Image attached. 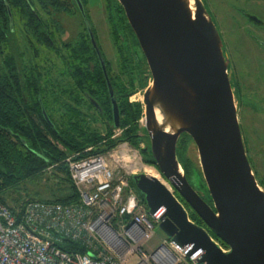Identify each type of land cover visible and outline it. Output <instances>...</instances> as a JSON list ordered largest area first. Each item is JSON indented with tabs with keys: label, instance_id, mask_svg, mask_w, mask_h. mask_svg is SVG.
Here are the masks:
<instances>
[{
	"label": "water",
	"instance_id": "water-1",
	"mask_svg": "<svg viewBox=\"0 0 264 264\" xmlns=\"http://www.w3.org/2000/svg\"><path fill=\"white\" fill-rule=\"evenodd\" d=\"M75 1L106 76L114 127L118 129L120 110L103 56L84 4ZM118 1L151 73L152 82L144 92L150 152L174 188L170 190L147 173L132 177L144 195L150 218L165 237L188 247L187 257L196 258L195 264H264V189L245 147L230 58L207 4L194 0L193 8L190 0ZM43 115L55 130L45 110ZM183 134L197 147L207 185L205 194L208 191L212 205L192 186L179 162L177 147ZM148 150L145 147L141 152ZM175 193L230 248L229 252H222L210 233L190 219Z\"/></svg>",
	"mask_w": 264,
	"mask_h": 264
},
{
	"label": "built area",
	"instance_id": "built-area-1",
	"mask_svg": "<svg viewBox=\"0 0 264 264\" xmlns=\"http://www.w3.org/2000/svg\"><path fill=\"white\" fill-rule=\"evenodd\" d=\"M140 151L122 142L102 154L69 155L65 163L77 203L29 200L14 212L0 200V264H195L188 247L167 237L151 252L146 249L157 222L131 181L148 168L163 179ZM64 241L82 243L88 252H66L59 246ZM214 241L222 252L230 251Z\"/></svg>",
	"mask_w": 264,
	"mask_h": 264
},
{
	"label": "trees",
	"instance_id": "trees-1",
	"mask_svg": "<svg viewBox=\"0 0 264 264\" xmlns=\"http://www.w3.org/2000/svg\"><path fill=\"white\" fill-rule=\"evenodd\" d=\"M82 2L86 12H88L89 0H82ZM204 2L206 3V0ZM105 3L108 21L113 29V36L116 39V44L121 48L124 44L121 38L125 34V29L130 28L127 17L118 0H106ZM32 6H39L41 11L48 7L51 13H63L68 16L79 13L75 0H0V48H8V43L13 34L14 26L10 23L9 12L15 17H17L16 14H25L22 19L27 22V31H30V20L26 14L32 12ZM85 36H81L80 53L82 60L87 59L88 51L91 53L92 50ZM120 52L124 56L123 61L128 62L131 60L130 55H126L122 48ZM1 59H5V57L0 54ZM99 78H101L100 70ZM11 79L12 77L8 72L0 76V200L3 204L9 206L12 211L15 212L16 209H21L25 202L29 200L62 204L79 202V193L70 179L68 167L65 163V159L69 155L78 152L81 157L90 154H102L122 142H128L133 147L141 149L140 145L143 142V134H146V128L141 126L139 120L143 116L144 106L140 102L131 103L129 101L130 96L138 90L136 84L131 83V89L124 99L118 100L123 133L120 137L113 138L114 127L103 130L97 126L100 118L107 119L106 116L112 118L111 103L109 101L103 102L106 96L97 97L102 106L103 114L97 112V117L93 116L90 122H87L84 116H76L75 127L63 130L64 121L63 116L60 114L62 100L56 93H52L51 100L47 101L43 85L30 79L28 83L30 92L25 96V102V99L14 97ZM146 86L147 83L142 88L144 89ZM117 92L120 93L118 89ZM39 95L43 101L42 105L39 102ZM42 110L46 111L55 130L46 121ZM191 144H195L193 139L188 134H183L177 147L179 162L189 181L192 175L189 171L191 162L186 157V153ZM89 148H92V150L86 152ZM143 159L145 163L158 168L154 162H149L144 157ZM49 169H55L64 176L61 182L65 185L62 188L51 191L48 196H40L39 198L37 197L40 194L39 192L34 193L35 197L26 199L22 196L16 197L10 194L9 191L13 188L20 189L24 183L38 178ZM195 175H198V173H195ZM258 183L264 189V178L259 180ZM131 185L135 186L133 180ZM201 188H205L202 182ZM135 190L141 201L146 205L144 195L137 188ZM175 194L188 209L190 219L197 225L207 229L214 239L226 246L179 194ZM208 194L207 191V199L212 205V200ZM59 246L66 252H78L80 254L88 252V249L82 243L64 241Z\"/></svg>",
	"mask_w": 264,
	"mask_h": 264
},
{
	"label": "flooded vegetation",
	"instance_id": "flooded-vegetation-1",
	"mask_svg": "<svg viewBox=\"0 0 264 264\" xmlns=\"http://www.w3.org/2000/svg\"><path fill=\"white\" fill-rule=\"evenodd\" d=\"M26 15L30 20V31H27V22L25 19H22V16H25V14H16L17 17L12 14L10 23L14 27L12 37L8 43L10 46L8 45V48H0V54L5 57V59L0 60V76H2L3 73L8 72L12 77L11 82L13 85L12 92L14 97L16 99H25V96L30 92L28 85L30 79L35 80L36 83H41L47 101L51 100L50 97L52 93H56L62 100V109L60 111L64 121L62 128L63 130H68L75 127L74 124L77 122V119H75L76 116H84L87 122H90L93 116L97 117V112L103 114L102 106L98 102L97 97L106 96L105 101L103 102L105 103L109 101L111 103L112 118H109V116H106L107 119L100 118V122L97 126L103 130L114 127L113 106L107 79L104 75L97 52L93 47L87 23L83 19L80 10L76 15H79L81 25L79 28H74V32L64 26L65 18L63 16L67 14L51 13L48 7L41 11L39 6H32V12ZM86 15L103 56L117 103L118 100L124 99L125 95L130 91L132 80L134 81V84H136V88L139 89V92H145L149 82H147L146 88L143 89V83H139L138 85L137 81L141 79L143 73L149 70V67L128 20L127 22L131 29L128 27L125 29L127 37L122 36V39L124 45L128 43V39H130L131 44H133L132 47L135 49H133L132 52H128V54L126 53V55H130L131 61L125 62L121 60L118 69L115 70L114 63L109 61L103 46L99 42L97 31L90 19L89 10L86 12ZM247 16L256 25L261 27L264 26L263 20H260L257 17H255L256 20H254L252 15ZM68 31L71 33L68 34ZM109 31L112 37L113 29L111 24H109ZM82 34L86 35L85 38L88 40L92 48L91 53L88 51V56L85 60H82L80 53ZM253 40L264 50V40L261 37L254 35ZM136 48H139V50H136ZM230 67L233 70L232 85L235 90V98L239 110L240 105L237 99L239 82L236 80L234 65L231 59ZM99 70L101 71V78H99ZM117 89L120 93L117 92ZM130 99L131 96L129 101L133 103V100ZM93 101H95L99 107H96ZM39 102L42 105L43 101L40 95ZM114 129L115 132L113 138L120 137L123 133V129L121 128V114L120 128L116 129L114 127ZM143 135L144 137L141 145L143 144L144 148L147 147L149 150L146 153L141 152L142 159L144 157L145 160L154 162L153 156L150 152V139L147 133ZM244 143H246L245 140ZM197 192L209 203L205 193ZM186 210L188 211L187 208Z\"/></svg>",
	"mask_w": 264,
	"mask_h": 264
},
{
	"label": "rangeland",
	"instance_id": "rangeland-1",
	"mask_svg": "<svg viewBox=\"0 0 264 264\" xmlns=\"http://www.w3.org/2000/svg\"><path fill=\"white\" fill-rule=\"evenodd\" d=\"M105 1L89 0L88 10L92 24L97 31L99 42L103 46L109 61L114 63L116 70L124 58L120 52L121 48L127 54L135 48L132 47L133 44H131L130 39H128V43L123 44L124 46L120 48L116 44L113 35L111 37ZM206 4L219 28L227 53L233 61L236 80L239 82V92L237 94L240 105L238 110L239 123L243 139L246 141L247 153L253 171L259 181L264 178V50L255 43L253 36L256 35L264 40V26L256 25L247 15H252L264 21V0H206ZM63 17L65 18L64 26L73 32L74 28H79L81 25L79 15H64ZM67 33L70 34L71 32L68 31ZM121 40L123 41L122 38ZM136 50H139V48H136ZM137 82L138 85L139 83L145 85L147 82L151 84L150 70L143 73L141 79ZM131 83H134V81L132 80ZM131 99L133 103H143L145 109L144 91L139 92L138 89L135 94L131 95ZM139 122L141 126H145L144 114ZM140 148H144V145L142 144ZM186 157L191 162L189 165L190 174L192 173L190 182L197 191L204 194L205 188H201V182L206 187L207 185L199 164V155L195 144L190 145ZM195 173H198V175H195ZM63 179L64 176L60 172L49 169L38 178L24 183L20 189L13 188L9 192L13 196H22L24 199L35 197V192L40 193L37 195L38 198L48 196L51 191H56L65 185L61 182ZM162 179L165 182L164 184L174 191L170 182L163 177ZM132 187L135 190L136 187L134 185ZM164 238L165 235L156 227L154 235L146 248L148 252H151L152 248L160 244Z\"/></svg>",
	"mask_w": 264,
	"mask_h": 264
},
{
	"label": "bare ground",
	"instance_id": "bare-ground-1",
	"mask_svg": "<svg viewBox=\"0 0 264 264\" xmlns=\"http://www.w3.org/2000/svg\"><path fill=\"white\" fill-rule=\"evenodd\" d=\"M190 2H191L192 7L194 8V3H195L194 0H190ZM157 117H158V121L161 123L162 122V116L158 111H157ZM145 172L148 175L153 176V177L161 180L160 177L153 170L148 168L147 170H145Z\"/></svg>",
	"mask_w": 264,
	"mask_h": 264
}]
</instances>
